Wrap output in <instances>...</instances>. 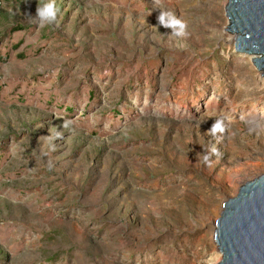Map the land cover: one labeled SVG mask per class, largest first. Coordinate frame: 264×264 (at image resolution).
<instances>
[{
  "label": "rangeland",
  "instance_id": "1",
  "mask_svg": "<svg viewBox=\"0 0 264 264\" xmlns=\"http://www.w3.org/2000/svg\"><path fill=\"white\" fill-rule=\"evenodd\" d=\"M228 1L54 0L41 27L51 0H0V264L220 262L224 203L264 175Z\"/></svg>",
  "mask_w": 264,
  "mask_h": 264
},
{
  "label": "water",
  "instance_id": "2",
  "mask_svg": "<svg viewBox=\"0 0 264 264\" xmlns=\"http://www.w3.org/2000/svg\"><path fill=\"white\" fill-rule=\"evenodd\" d=\"M228 34L237 54L250 56L264 77V0H229ZM214 241L219 264H264V175L247 182L223 205Z\"/></svg>",
  "mask_w": 264,
  "mask_h": 264
},
{
  "label": "clouds",
  "instance_id": "3",
  "mask_svg": "<svg viewBox=\"0 0 264 264\" xmlns=\"http://www.w3.org/2000/svg\"><path fill=\"white\" fill-rule=\"evenodd\" d=\"M156 3L159 4L160 0H156ZM57 12H58V9L55 7L54 0H51V2L44 4L41 7H38L36 18L40 26L43 27L47 24H52L53 22H55L56 17H57ZM158 22L163 27L171 28L172 34L177 37L187 36V32H186L187 24L181 19H178L175 16V14L172 12H164V11L160 12L158 16ZM211 131L213 133L217 131L223 132L224 131L223 120L218 119L213 124ZM207 159L208 158L205 157V160Z\"/></svg>",
  "mask_w": 264,
  "mask_h": 264
},
{
  "label": "bare ground",
  "instance_id": "4",
  "mask_svg": "<svg viewBox=\"0 0 264 264\" xmlns=\"http://www.w3.org/2000/svg\"><path fill=\"white\" fill-rule=\"evenodd\" d=\"M228 27V26H227ZM226 30H228V29H226ZM231 35V34H230ZM233 37V39L232 40H234V37L236 38V36H232ZM234 43V42H233ZM241 55V54H240ZM242 57H244V58H248L249 57V60L252 62V60H253V58L252 57H250V56H246V55H241ZM253 68V67H252ZM260 73H262V72H260ZM261 76V75H260ZM264 79V78H263ZM262 84L264 85V81L262 80ZM264 91V90H263ZM217 222V221H216ZM215 226H216V223H215ZM214 230H215V228H214ZM214 244H215V241H214ZM214 251V250H213ZM215 252H216V257L217 258H221V254H220V252H219V250H218V247H217V245L215 244ZM214 255V256H215ZM215 257V258H216ZM219 260V259H218ZM221 261V260H220ZM211 264V263H210ZM215 264H219V262L218 263H215Z\"/></svg>",
  "mask_w": 264,
  "mask_h": 264
}]
</instances>
